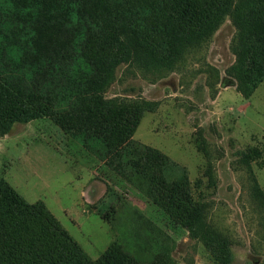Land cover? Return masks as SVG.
I'll use <instances>...</instances> for the list:
<instances>
[{"label":"rangeland","instance_id":"1","mask_svg":"<svg viewBox=\"0 0 264 264\" xmlns=\"http://www.w3.org/2000/svg\"><path fill=\"white\" fill-rule=\"evenodd\" d=\"M234 20L231 11L170 71L114 68L104 98L143 110L131 158L144 145L168 160L151 171V194L141 174L117 168L127 149L84 145L48 117L0 126V180L42 202L91 261L117 242L143 262L264 264V80L234 72ZM160 174L189 182L190 223L156 191Z\"/></svg>","mask_w":264,"mask_h":264},{"label":"trees","instance_id":"2","mask_svg":"<svg viewBox=\"0 0 264 264\" xmlns=\"http://www.w3.org/2000/svg\"><path fill=\"white\" fill-rule=\"evenodd\" d=\"M9 2L0 0V126L8 130L15 122L48 117L84 145L97 142L113 156L127 149L117 168L141 174L150 194L158 177L151 171L168 160L144 145L134 146L141 156L131 158L129 140L143 110L104 98L114 68L124 63L170 71L234 11L233 50L240 64L234 72H246L252 86L264 80V0L236 6L232 0ZM162 176L156 191L190 223L197 207L189 182ZM0 264L160 263L137 260L117 242L89 260L42 202H27L0 180Z\"/></svg>","mask_w":264,"mask_h":264},{"label":"water","instance_id":"3","mask_svg":"<svg viewBox=\"0 0 264 264\" xmlns=\"http://www.w3.org/2000/svg\"><path fill=\"white\" fill-rule=\"evenodd\" d=\"M229 84V83H228Z\"/></svg>","mask_w":264,"mask_h":264}]
</instances>
